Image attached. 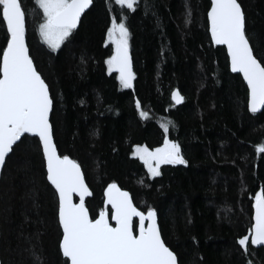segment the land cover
<instances>
[{
	"label": "trees",
	"instance_id": "obj_1",
	"mask_svg": "<svg viewBox=\"0 0 264 264\" xmlns=\"http://www.w3.org/2000/svg\"><path fill=\"white\" fill-rule=\"evenodd\" d=\"M238 2L254 54L264 62V0ZM20 3L29 54L53 100L54 142L81 166L90 216L108 207L104 190L115 182L140 210H154L178 264H264V245L249 241L245 254L237 243L251 227L255 193L264 191V153L255 150L264 144V108L249 111L244 81L230 72L225 48L211 42L209 0H137L131 10L92 0L55 51L39 36L43 13L35 0ZM121 15L129 30L131 88L121 87L107 64V29ZM175 88L180 105L171 100ZM137 100L148 118L140 117ZM166 121L168 139L179 143L188 163L161 165V175L152 177L132 153L138 144L161 146ZM57 209L38 139L23 135L0 175V264H64Z\"/></svg>",
	"mask_w": 264,
	"mask_h": 264
},
{
	"label": "snow or ice",
	"instance_id": "obj_2",
	"mask_svg": "<svg viewBox=\"0 0 264 264\" xmlns=\"http://www.w3.org/2000/svg\"><path fill=\"white\" fill-rule=\"evenodd\" d=\"M42 10L39 35L49 49L55 51L73 34L82 13L92 0H35ZM137 0H115V4L134 9ZM26 13L20 0H0V24L5 27L6 46L0 48V166L23 134L38 137L46 180L58 195V225L62 229L59 250L64 264H178L176 254L166 245L157 228L156 215L151 207L147 212L136 207L127 191L115 182L105 189V205L99 213L90 216L85 196L91 195L81 173V166L68 155L58 153L54 142L50 111L53 100L49 86L34 66L26 45ZM190 13L186 16V22ZM207 21L211 40L226 45L231 70L240 73L247 83L248 109L256 113L264 108V62L254 54L247 35L246 18L238 0H210ZM129 30L125 17H113L107 29V38L114 45L108 58L109 70L119 73L121 87L131 88L134 79L128 45ZM172 100L180 104L183 96L172 91ZM142 118L149 113L136 101ZM171 121L161 124L166 135L156 148L136 145L132 153L143 161L152 177L161 175L165 164L186 165L188 161L179 143L169 140ZM174 127V125H173ZM255 150L264 153V144ZM73 194L79 203L73 202ZM254 216L249 234L237 240L247 254L251 246L264 245V191L254 197ZM136 218V219H134ZM114 222V223H113ZM251 264V261H248Z\"/></svg>",
	"mask_w": 264,
	"mask_h": 264
},
{
	"label": "water",
	"instance_id": "obj_3",
	"mask_svg": "<svg viewBox=\"0 0 264 264\" xmlns=\"http://www.w3.org/2000/svg\"><path fill=\"white\" fill-rule=\"evenodd\" d=\"M92 4V3H91ZM91 6V5H90ZM89 6V7H90ZM209 7H210V0H209ZM88 9H86L85 11H87ZM84 13H82V15H83ZM82 15H81V17H82ZM206 16H207V13H206ZM80 22V21H79ZM79 22H78V24H79ZM207 23H208V21H207ZM78 26V25H77ZM208 32H209V36H210V39H211V33H210V31H209V24H208ZM211 42H212V40H211ZM214 45H217V44H215L214 42H212ZM217 46H223L224 48H225V51H226V54H227V57H228V53H227V47H226V45H217ZM129 57H130V61H131V66H132V59H131V55H130V51H129ZM228 64H229V70H230V72L231 73H235V72H232V70H231V64H230V59H229V57H228ZM114 70H115V68H114ZM116 71V70H115ZM133 71V70H132ZM117 72V71H116ZM118 73V72H117ZM236 74H239L240 76H241V78H242V80H243V76H242V74H240V73H236ZM118 75H119V73H118ZM244 81V80H243ZM244 83H245V85H246V87H247V83H246V81H244ZM132 84H133V81H132ZM174 90H176V91H179L177 88H175ZM173 90V91H174ZM171 94H172V92H171ZM171 100H172V98H171ZM173 101V100H172ZM173 103H174V105H180L181 103H182V101H181V103L180 104H176L174 101H173ZM263 108H261L260 110H258L257 112H260L261 110H262ZM251 112V111H250ZM256 112V113H257ZM50 113H51V111H50ZM23 135H28V136H31V137H35L33 134H23ZM37 139H38V137H36ZM19 142V141H18ZM41 151H42V149H41ZM59 153V152H58ZM70 158V157H69ZM71 159V158H70ZM2 168H3V166H0V175H1V171H2ZM45 171H46V169H45ZM81 173H82V176H83V178H84V175H83V172H82V170H81ZM84 181H85V184L87 185V187H88V189H89V192L91 193V190H90V188H89V186H88V184L86 183V180H85V178H84ZM49 183V182H48ZM50 184V183H49ZM51 185V184H50ZM51 187L54 189V187L51 185ZM119 187V186H118ZM107 188V187H106ZM120 188V187H119ZM122 191H127V190H125V189H122V188H120ZM54 191H55V189H54ZM128 192V191H127ZM129 193V192H128ZM57 195V194H56ZM89 196H91V195H89ZM89 196H85V200L89 197ZM129 197H130V199H131V196H130V193H129ZM76 198V199H75ZM57 200H58V195H57ZM132 200V199H131ZM73 202L74 203H79V196L77 195V194H73ZM104 203H105V190H104ZM86 206V205H85ZM109 208H110V205H107ZM58 210V209H57ZM253 216H254V208L252 209V216H251V220H252V223H254V220H253ZM57 217H58V215H57ZM134 219H136V218H134ZM114 223V222H113ZM252 223H251V225H252ZM156 224H157V228H158V230H159V225H158V223H157V217H156ZM159 232H160V230H159ZM61 233H62V229H61ZM248 234H249V232H248ZM61 236H62V234H61ZM260 246H263V245H259V246H255V247H260Z\"/></svg>",
	"mask_w": 264,
	"mask_h": 264
},
{
	"label": "rangeland",
	"instance_id": "obj_4",
	"mask_svg": "<svg viewBox=\"0 0 264 264\" xmlns=\"http://www.w3.org/2000/svg\"><path fill=\"white\" fill-rule=\"evenodd\" d=\"M111 24V23H110ZM38 30H39V26H38ZM40 36V35H39ZM106 42L108 43V44H110L111 46H112V54H113V50H114V45L111 43V41L110 40H108V38H107V34H106ZM111 54V55H112ZM114 69V68H113ZM142 161V160H141ZM143 162V161H142ZM147 169V168H146ZM148 171V170H147Z\"/></svg>",
	"mask_w": 264,
	"mask_h": 264
},
{
	"label": "bare ground",
	"instance_id": "obj_5",
	"mask_svg": "<svg viewBox=\"0 0 264 264\" xmlns=\"http://www.w3.org/2000/svg\"><path fill=\"white\" fill-rule=\"evenodd\" d=\"M10 154V153H9ZM7 158V157H6Z\"/></svg>",
	"mask_w": 264,
	"mask_h": 264
}]
</instances>
